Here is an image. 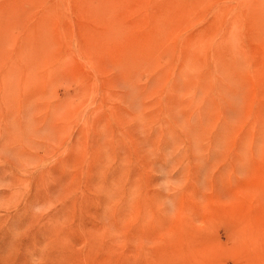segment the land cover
<instances>
[{
  "label": "rangeland",
  "instance_id": "rangeland-1",
  "mask_svg": "<svg viewBox=\"0 0 264 264\" xmlns=\"http://www.w3.org/2000/svg\"><path fill=\"white\" fill-rule=\"evenodd\" d=\"M0 264H264V0H0Z\"/></svg>",
  "mask_w": 264,
  "mask_h": 264
}]
</instances>
